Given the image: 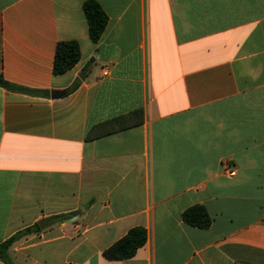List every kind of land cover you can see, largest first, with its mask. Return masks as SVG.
Wrapping results in <instances>:
<instances>
[{
  "label": "crops",
  "instance_id": "1",
  "mask_svg": "<svg viewBox=\"0 0 264 264\" xmlns=\"http://www.w3.org/2000/svg\"><path fill=\"white\" fill-rule=\"evenodd\" d=\"M85 1L0 0V76L19 88L0 87V243L47 221L9 261L264 264V0H94L95 43ZM60 41L80 58L54 74ZM193 205L208 228L182 221ZM133 227L144 245L105 258Z\"/></svg>",
  "mask_w": 264,
  "mask_h": 264
},
{
  "label": "trees",
  "instance_id": "2",
  "mask_svg": "<svg viewBox=\"0 0 264 264\" xmlns=\"http://www.w3.org/2000/svg\"><path fill=\"white\" fill-rule=\"evenodd\" d=\"M82 11L84 13L88 37L93 43L97 42L103 33L108 18L100 5L94 0H86L82 4ZM80 58L79 45L76 41H60L56 44L52 72L54 74H61L71 69ZM0 87L9 91H16L19 88L8 83L0 76ZM119 119H112L108 122L99 124L92 128L86 139H92L110 132V129H116V122ZM113 126V128L111 127ZM106 129H102V128ZM118 128V126H117ZM57 219H64L65 216H58ZM182 221L192 227L199 229H206L211 224V218L206 209L201 205H193L185 209L181 214ZM39 226L34 224L31 227L14 234L4 242L0 243V260L6 264H12L6 254L10 245L18 238L27 235L33 231H38ZM146 241L145 230L141 227H133L120 239L115 241L103 251V256L107 259L122 260L134 256L137 249L142 247ZM71 264V263H67Z\"/></svg>",
  "mask_w": 264,
  "mask_h": 264
},
{
  "label": "water",
  "instance_id": "3",
  "mask_svg": "<svg viewBox=\"0 0 264 264\" xmlns=\"http://www.w3.org/2000/svg\"><path fill=\"white\" fill-rule=\"evenodd\" d=\"M64 92L62 91H52L51 97L52 98H58L63 95ZM40 229H43L47 225V221H40L37 223Z\"/></svg>",
  "mask_w": 264,
  "mask_h": 264
},
{
  "label": "built area",
  "instance_id": "4",
  "mask_svg": "<svg viewBox=\"0 0 264 264\" xmlns=\"http://www.w3.org/2000/svg\"><path fill=\"white\" fill-rule=\"evenodd\" d=\"M108 74V68L107 67H103L102 68V75L106 76ZM229 175H233L234 174V170H225Z\"/></svg>",
  "mask_w": 264,
  "mask_h": 264
}]
</instances>
